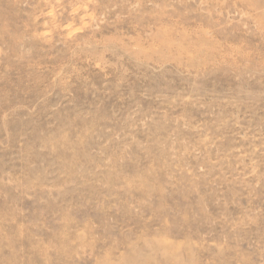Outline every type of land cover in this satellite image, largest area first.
Returning a JSON list of instances; mask_svg holds the SVG:
<instances>
[{"label":"rangeland","instance_id":"obj_1","mask_svg":"<svg viewBox=\"0 0 264 264\" xmlns=\"http://www.w3.org/2000/svg\"><path fill=\"white\" fill-rule=\"evenodd\" d=\"M0 264H264V0H0Z\"/></svg>","mask_w":264,"mask_h":264}]
</instances>
